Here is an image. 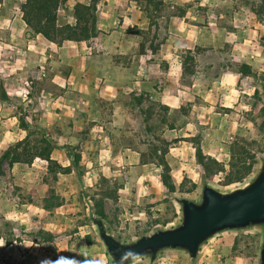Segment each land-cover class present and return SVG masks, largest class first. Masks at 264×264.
Wrapping results in <instances>:
<instances>
[{"label":"crops","instance_id":"obj_1","mask_svg":"<svg viewBox=\"0 0 264 264\" xmlns=\"http://www.w3.org/2000/svg\"><path fill=\"white\" fill-rule=\"evenodd\" d=\"M24 1L0 0V86L9 97V101H0V152L25 137L27 130L20 127L21 119L29 129L47 128L45 135L54 145L51 157L63 167L71 163L66 147L77 136L81 137L83 158L111 151L117 161L120 159V164H113V170H124L117 177L119 218L122 223L143 221L150 215L142 205L150 204V212L156 215L162 210L159 203L167 191L161 183V169L141 159L146 152L144 145L138 152L137 143L133 142L137 139L136 121L147 112V107L144 101L132 102L131 95L139 99L142 96L159 107H166L169 117L172 113L178 115L171 127L165 119L159 121L163 128L157 134L163 142L173 143L166 160L175 185L184 176L199 185L202 168L196 162L192 141L196 125H208L203 131L201 147L205 155L219 159V149L224 144L216 121L228 115L209 111L211 119L206 122L203 117L208 109L233 108L243 82L254 78L242 76L229 67L221 68L213 81L207 77L212 66L204 67L203 75L197 71L198 66L193 74H187L182 53L191 50L199 62L212 58L213 49L223 50L228 44L231 49L221 59L229 56L252 66L255 72L256 61L261 56L257 39L260 26L240 23L235 16L233 23L211 20L205 23L201 15L188 8L173 14L165 23L151 27L146 12L136 0H101L97 25L100 36L58 45L30 33L21 14ZM163 1L174 9L176 4L194 3L197 8H207L217 2ZM90 2L67 0L66 8L70 10L77 3L88 5ZM58 24L73 23L67 19ZM138 31L147 33L141 35ZM70 94L75 96L73 100ZM104 103L110 106L108 113ZM16 104L25 106V114L19 110L22 105ZM186 106L189 108L182 111ZM54 129L57 134L50 133ZM4 141L9 142L4 144ZM46 165V161L36 158L31 165L17 163L6 171L13 177L11 186L19 187L30 200L23 202L17 195L12 203L1 194L0 216L7 221L23 222L27 226L25 232L38 233V237L36 240L12 239L6 244L5 233L4 236L0 233V264H102L106 254L89 232H83V227H79L78 237L69 232L70 220L61 211L63 206L52 210L36 206L39 199L48 196L50 184L42 178L47 173ZM35 209L42 216L39 220L33 215ZM44 214L51 217L42 219ZM40 232L45 236L41 237ZM13 234L17 237L16 231ZM172 261L162 257L159 264Z\"/></svg>","mask_w":264,"mask_h":264},{"label":"rangeland","instance_id":"obj_2","mask_svg":"<svg viewBox=\"0 0 264 264\" xmlns=\"http://www.w3.org/2000/svg\"><path fill=\"white\" fill-rule=\"evenodd\" d=\"M215 1L216 0H213V2ZM136 2L143 10L144 2L138 0H136ZM24 3L25 1L23 2V4ZM66 4L67 1L62 3L57 12V23H64L65 20L67 21L68 19L72 21L73 24H75L74 6L76 4L70 10L66 8ZM98 4L101 6V0ZM188 8H192L196 12V14L201 15L202 18H204L205 23H207V21L209 20L215 23H233L235 16L240 23H257L260 26V34L259 36H257V39L259 42L258 46L261 51V56H259L256 61L255 72H253L254 76H252V78L254 79H248L247 83L243 82V89L241 88L238 91V101L234 102L236 105L233 108L228 109L218 107L217 109H208L205 113L206 117H203L204 121H209V119H211V112L209 111L219 112L222 115H228V117H226L224 120L219 117V121H216L219 123L218 126L221 127L222 130L221 141L224 144V148L219 149V159H215L224 165L225 170L223 172H216L215 174L208 176L211 183L218 186L219 188H226L231 185L237 184L234 183L231 185H226V176L231 169L230 147L234 141H236L237 139L244 140V148L256 155L257 158L260 155L264 154V100L260 97V94L258 97L255 96V91L258 90L259 92L257 83L259 81H262L260 79L264 77V0H217L216 3H213L210 7L207 8H197L194 3H183L176 4L175 9L171 7V4L164 3L161 13H157L155 16L158 23H165L167 19H169V17L173 14H179L183 10H188ZM197 10H199V12H197ZM97 16L99 23V9ZM91 45H93V42H91ZM230 49L231 46H229L228 44L223 50L213 49L214 56L212 58L206 60L203 59L199 62L194 61L191 67L195 69L198 66L197 71L202 72V75L204 74L203 72H205L204 67H214L213 69H209L207 77L210 81H213L215 76L220 73L221 68L226 69V67H229L230 70L237 71L239 69L238 63L241 62L234 61L229 56H225L224 60L221 59V55H223V53L225 52H228V50ZM196 50L199 51L200 47H197ZM182 55L184 57L186 53H182ZM217 56H219L220 59ZM69 96L72 100L75 98V96H73L72 94H70ZM135 100L136 97L131 95V101L134 102ZM143 101L146 102L145 106L147 107L146 111H148V114L147 112H145L143 113L142 118L138 117V120L136 121V128L134 129V134L137 139L133 140V142L137 143L138 148L136 150L138 152L140 146L144 145V149L146 150V152L143 153L140 158L144 161L153 162L157 166L158 162L153 149L159 148L161 151H163V149H166V145L168 144V142H163L160 137L157 136L158 133L162 132L163 128V126L159 124V121L165 119L167 122V126L171 127L175 124L178 115H176V113H172L169 117L168 110H165L163 106L159 107L147 97H143ZM17 105H22L20 107H22L23 109L19 107V110L22 111V115L25 114V106H23V104H16V106ZM103 108L105 112L108 113L110 106L104 103ZM188 108L189 107L186 106L181 110L186 111ZM149 114L152 115V118L150 119L148 118ZM196 121L198 120L196 119ZM206 127H208V125L206 124H197L195 130L196 134L192 138V140L197 136H202L204 128ZM38 129L42 131H37ZM45 130H47V128H40L39 126L36 128H30L26 131L25 137L30 134V141L34 143L36 140L41 139ZM50 133L57 134V130H51ZM80 138L81 137L79 136L75 137L72 141L73 143L69 145V147L77 149V151L81 154L82 150L80 148ZM8 142L9 141H4L3 143L6 144ZM171 144L173 143L170 142L168 148H170ZM1 154L2 152H0V155ZM119 160L117 161L116 155H114L111 151H102L101 153L98 152V155H96L95 157L83 158L82 156L79 164V170H74L71 174H60L58 175L57 181L52 180L51 174H43V182H45L44 179H46L48 184H50V187L48 188V196L50 195V190L53 189L55 191V195L59 197L63 202L61 211H64V215L70 220L69 232L74 237L80 236L81 230L79 229V227H83L82 231L89 232L91 236L94 237L96 244L101 246L92 225L87 222V209L82 191L85 190L90 199L91 197H93L94 199H101L103 197V194L107 190L118 191L119 182L117 180V177L118 174H123L124 170H113V164H120ZM4 168L5 171H8L9 169L8 165L6 164ZM200 174L201 177H203V175H206L203 172V168ZM12 181L13 177H9V174L7 173L5 176L0 177V195L5 194L7 198L11 199L12 203H14L13 197L17 195L20 196L21 201L23 202H25L26 199L30 200L29 196H24V194L20 192L21 189L19 187L11 186ZM177 185L178 190L175 194H185L181 193L179 189L183 187L184 190H188L189 188H191L192 183L187 178V176H184L181 183ZM197 189L191 194L186 195H195L197 193ZM170 195L166 192V197L159 203L161 204L162 210L157 212L156 215H153L150 212V204H143L142 207L147 210L148 214L150 215L149 218L143 221L126 220L123 223V220H120L119 218L121 216L119 206L117 204L119 200L115 202L111 199H105L104 209L108 217V221H106L109 224L110 230L117 234L120 238L128 240L141 233H145L146 230L151 229V227L154 225V221H169V224H172L177 218L178 208L171 199ZM43 199H39L36 203V206H38L39 208H43ZM17 201L21 203L20 200ZM32 212L36 220L41 219L40 217L42 216H40L41 214L39 213V210L35 209ZM26 217L28 218V216ZM50 217L51 215L44 214V217L42 219L48 220ZM31 223L32 226L35 227L36 223L34 221H32ZM26 227L27 226L23 222L7 221L0 216V233L3 236L5 233L6 236L4 237L6 241H10L12 239H18L19 241H22L23 239L36 240L38 237V233L31 234L25 232ZM13 231H16L17 237L13 234ZM41 237L44 236L41 235ZM257 243L258 237L255 232L228 233L221 235L209 242L202 249L197 264H256ZM101 249L104 252L102 246ZM162 257L168 259L171 258L173 260L171 263L173 264H192V262L186 256L165 254L160 258ZM159 259L156 264H159ZM108 263L109 259L106 255V259L102 264ZM136 264L148 263L146 260H143Z\"/></svg>","mask_w":264,"mask_h":264},{"label":"water","instance_id":"obj_3","mask_svg":"<svg viewBox=\"0 0 264 264\" xmlns=\"http://www.w3.org/2000/svg\"><path fill=\"white\" fill-rule=\"evenodd\" d=\"M264 100V81H259ZM90 223L109 259L108 264H156L165 254L186 256L197 264L202 249L228 233L255 232L258 237L256 264H264V154L249 177L235 185L219 188L203 175L195 195L171 194L178 208L172 224L124 240L110 230L97 214L85 190L82 191Z\"/></svg>","mask_w":264,"mask_h":264},{"label":"trees","instance_id":"obj_4","mask_svg":"<svg viewBox=\"0 0 264 264\" xmlns=\"http://www.w3.org/2000/svg\"><path fill=\"white\" fill-rule=\"evenodd\" d=\"M67 0H25V3L21 7L22 19L26 23L33 35H41L45 39L55 43L62 44L65 41L81 42L89 41L98 37L100 30L98 29V3L100 0H91L90 4L77 3L74 6L75 24L58 25L57 12L62 3ZM144 2L143 10L146 12L149 18L151 27L158 23L156 14L161 13L164 3L161 0H138ZM159 17V16H158ZM147 32L138 31V34H146ZM151 47H153L151 45ZM186 55L183 57V69L187 74H193L194 68L191 67L195 58L191 50L185 51ZM238 73L245 77L254 76L252 66L241 62L238 63ZM260 80L264 81V77ZM255 96H259L258 90L255 91ZM0 101H9V97L0 86ZM138 103L143 101L142 96L136 98ZM165 110H168L164 107ZM148 114V111H147ZM148 118H152L149 114ZM20 127L28 130L29 125L23 119L20 120ZM36 130V129H35ZM37 131H42L38 129ZM194 147L196 149L195 157L197 164L203 168L204 174L211 176L216 172H223L225 170L224 165L211 156L204 154L201 147L202 136H197L193 140ZM242 139H237L231 144V161L230 171L226 176V185L242 182L253 172L256 164V155L245 149ZM166 149L161 151L159 148H154L153 152L157 159V166L161 168V183L165 187L167 193L173 194L177 192V186L175 185L172 175L171 167L166 160V154L169 150V143L166 145ZM54 145L51 139L43 133L41 139L36 140L34 143L30 141V134L22 140L17 141L11 145L8 149L2 152L0 155V177L6 175L5 164L12 168L14 164L20 163L24 165H31L36 158H40L47 163V173L52 175V180L57 181L60 174H71L74 170H79V164L81 161V154L77 149L73 147H66L67 154L70 157V165L63 167L57 161L51 157ZM242 151V153H241ZM46 183L47 180L44 179ZM198 185L193 184L188 190H184L183 187L179 189L181 193L191 194L197 189ZM118 191L107 190L101 199L91 200L94 203L97 214L103 216L107 221L108 217L104 209V200L111 199L118 201ZM62 200L55 195L53 189L50 190V195L43 199V209L52 210L62 206ZM169 221H154V225L151 227L165 226L169 224ZM146 230L145 232L150 231ZM39 234L45 236L43 232ZM87 242L90 243V237H86ZM10 241H6V244H10Z\"/></svg>","mask_w":264,"mask_h":264}]
</instances>
